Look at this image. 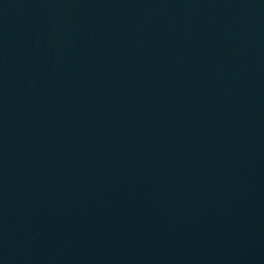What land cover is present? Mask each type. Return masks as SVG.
Wrapping results in <instances>:
<instances>
[{"label":"water","instance_id":"water-1","mask_svg":"<svg viewBox=\"0 0 264 264\" xmlns=\"http://www.w3.org/2000/svg\"><path fill=\"white\" fill-rule=\"evenodd\" d=\"M264 77V0H0V231L152 157Z\"/></svg>","mask_w":264,"mask_h":264}]
</instances>
